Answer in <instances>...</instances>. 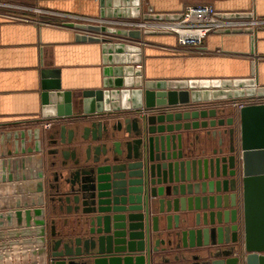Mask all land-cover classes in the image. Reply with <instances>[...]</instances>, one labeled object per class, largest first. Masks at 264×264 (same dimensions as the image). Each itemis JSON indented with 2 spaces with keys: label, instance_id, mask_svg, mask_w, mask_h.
Here are the masks:
<instances>
[{
  "label": "water",
  "instance_id": "obj_1",
  "mask_svg": "<svg viewBox=\"0 0 264 264\" xmlns=\"http://www.w3.org/2000/svg\"><path fill=\"white\" fill-rule=\"evenodd\" d=\"M98 3L101 17L139 18L144 0ZM68 25L102 42L103 87L65 90L43 68V118L0 131V264H170L179 250L192 264H264V103L214 104L264 96L255 62L245 78L148 79L143 46L98 34L170 31ZM242 31L254 52V27L216 33ZM21 248L30 260L12 255Z\"/></svg>",
  "mask_w": 264,
  "mask_h": 264
},
{
  "label": "crops",
  "instance_id": "obj_2",
  "mask_svg": "<svg viewBox=\"0 0 264 264\" xmlns=\"http://www.w3.org/2000/svg\"><path fill=\"white\" fill-rule=\"evenodd\" d=\"M190 4H212L227 18H231L230 13H252V18H236L249 21L256 16L264 20V0H144L143 6L153 13H178ZM15 5L32 7V10L18 9ZM99 12L98 0H0V131L30 127L43 118V68L59 70L65 90L79 93L103 87L102 42L78 41L77 35L82 30L68 25H92L87 21L99 17ZM254 29V52L250 33L244 31L210 33L202 47H181L173 34L146 35L142 39L145 41L143 60L136 67L142 65L144 77L148 79H225L250 77L255 62L259 85H264V24ZM82 33L90 34L85 30ZM113 41L121 42L122 39ZM124 43L132 44L131 41ZM214 104L228 106L234 112L238 109L227 103ZM116 121L117 118L111 119V124ZM25 251L27 249L21 248L11 253L16 260H30L29 255H21ZM201 251L205 249L185 252L195 255ZM178 252L184 253L182 250L169 251L170 264L195 262L191 258L174 260L172 256Z\"/></svg>",
  "mask_w": 264,
  "mask_h": 264
},
{
  "label": "built area",
  "instance_id": "obj_3",
  "mask_svg": "<svg viewBox=\"0 0 264 264\" xmlns=\"http://www.w3.org/2000/svg\"><path fill=\"white\" fill-rule=\"evenodd\" d=\"M18 9L32 10V7L24 5H15ZM145 5H141V18H119V17H95L90 18L87 23L97 25L99 27L106 26L111 28H123L128 31L140 30L143 34L146 30H163L170 31L175 35L177 42L181 47H202L204 45L205 38L210 33H214L220 29H233L235 27L252 25L257 28L264 24V20L258 19L256 16L249 21L239 20L236 17L227 18L224 13H220L215 9L212 4H190L186 5L182 12V17L175 21H157V20H145L143 15ZM147 11V10H146ZM152 14L150 10L147 11ZM146 12V13H147ZM99 36H105L113 40L122 39L123 42L131 41L132 44L143 46L145 41L141 39H135L130 36H122L116 33H101ZM121 41V42H122ZM264 103V96L255 94L244 100H237L233 102V106L240 109L249 104ZM52 121L44 120L41 125L44 128L51 127Z\"/></svg>",
  "mask_w": 264,
  "mask_h": 264
},
{
  "label": "rangeland",
  "instance_id": "obj_4",
  "mask_svg": "<svg viewBox=\"0 0 264 264\" xmlns=\"http://www.w3.org/2000/svg\"><path fill=\"white\" fill-rule=\"evenodd\" d=\"M147 9H145V7H144V10H142L143 12H147L146 11ZM144 13V14H145ZM148 13V12H147ZM142 15V14H141ZM139 18H141V17H139ZM139 18H137V19H139ZM146 20V19H145ZM248 97H250V96H245V97H241V98H225V99H221V100H218V101H216V102H220V103H227V104H230V105H233V102H235V101H237V100H244L245 98H248Z\"/></svg>",
  "mask_w": 264,
  "mask_h": 264
},
{
  "label": "flooded vegetation",
  "instance_id": "obj_5",
  "mask_svg": "<svg viewBox=\"0 0 264 264\" xmlns=\"http://www.w3.org/2000/svg\"><path fill=\"white\" fill-rule=\"evenodd\" d=\"M53 125H54V124L52 123V124H51V127H52ZM48 131H49V130H47L46 132H48Z\"/></svg>",
  "mask_w": 264,
  "mask_h": 264
},
{
  "label": "bare ground",
  "instance_id": "obj_6",
  "mask_svg": "<svg viewBox=\"0 0 264 264\" xmlns=\"http://www.w3.org/2000/svg\"><path fill=\"white\" fill-rule=\"evenodd\" d=\"M211 91H212V90H211ZM215 91H216V90H215ZM214 93H215V92H214ZM214 93H213V91H212L211 95H213Z\"/></svg>",
  "mask_w": 264,
  "mask_h": 264
}]
</instances>
